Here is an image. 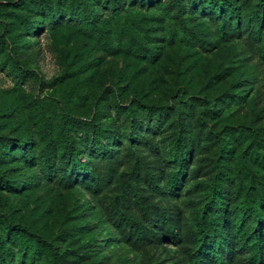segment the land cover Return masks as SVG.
I'll list each match as a JSON object with an SVG mask.
<instances>
[{
	"label": "rangeland",
	"instance_id": "374dc122",
	"mask_svg": "<svg viewBox=\"0 0 264 264\" xmlns=\"http://www.w3.org/2000/svg\"><path fill=\"white\" fill-rule=\"evenodd\" d=\"M48 1L89 10L54 23L47 0H0V138L30 153L0 146V264H228L248 218L240 161L264 190V0H213L222 14L212 0ZM219 202L220 261L196 259V217ZM23 237L45 247L32 256Z\"/></svg>",
	"mask_w": 264,
	"mask_h": 264
},
{
	"label": "trees",
	"instance_id": "16d2710c",
	"mask_svg": "<svg viewBox=\"0 0 264 264\" xmlns=\"http://www.w3.org/2000/svg\"><path fill=\"white\" fill-rule=\"evenodd\" d=\"M123 0H112L109 3H105V10L107 11H119L120 10V3ZM131 3H147V5L152 0H130ZM60 5V4H59ZM212 11L222 14L223 12V6L213 3V0L210 2ZM229 9H232L231 12L235 13V7L234 5L230 4L228 6ZM43 15H47L51 18L50 21L58 22L59 20H63L65 17V20L68 22H74L75 24H81L82 19L85 17V12L89 9H82L80 11V14L76 12V10H73L70 8V13H65L60 6L53 5V3H50L48 0L46 2V5L43 8ZM102 10L96 11L93 18V23L97 21V19L100 17L101 14H103ZM69 15V17L67 16ZM83 17V18H82ZM85 21L86 18H85ZM101 22V21H100ZM100 22H96L97 25L100 24ZM53 23V22H52ZM62 26V25H60ZM132 99H139V98H132ZM187 103V102H186ZM188 105H191V100ZM143 106L149 110H156L160 109L157 107L156 104L149 105V104H143ZM118 109L119 107L116 106ZM78 131L81 132H90V133H96L101 134L100 128L96 127L94 124L87 126L84 122L77 123L76 124ZM65 138L69 147L70 155L72 157V160L74 162H78L79 160V147L75 145L72 141V136L66 132ZM22 140L14 139V138H7L3 137L0 138V146L3 148H12L17 147L21 154H23V158L30 157V153L26 151L23 147ZM223 145L225 143L223 142ZM264 148V146H263ZM172 158L175 163H177L179 166L184 165V163L187 160V146L183 140H178L172 144ZM6 154V153H5ZM4 156H0V159H4ZM262 163L264 164V155L261 158ZM238 173L241 175L242 180H245L244 184L239 186V189L241 191L244 190V186H247L248 190L245 193V197L242 201L243 208L248 212V218H243L237 223V234L239 236V240L241 241V247L239 248L237 253L233 254H227V263L228 264H264V190H263V196L255 198L254 194L251 193V188L254 185V173L249 169L245 163L240 161L238 163ZM238 189V187H237ZM138 198V197H135ZM219 207L218 213L215 214V216H205L197 215L196 217V226L198 228V235L201 236V240L204 244L201 245V247L196 252V259H199L203 257L207 252V250H210V257L215 258L217 261H220L219 256V247L217 246L215 251H212L211 248L213 245H220L225 240L224 238V232L218 226L224 221V215L227 203L225 202H219L217 205ZM128 224H130L132 227L138 228V225L136 222L130 218H127ZM15 226L12 225V223H4L3 228L10 233L11 231L15 230ZM253 228V230L250 232L249 229ZM4 231V230H3ZM27 234V232H23ZM31 234H28L30 236ZM25 237V236H24ZM22 238V240L19 241L18 246L20 248H28L29 254L34 256L36 253L43 250V247L45 245L39 246L37 243L30 242L27 238ZM1 241V236H0ZM211 245L210 247H208ZM207 249V250H206Z\"/></svg>",
	"mask_w": 264,
	"mask_h": 264
}]
</instances>
